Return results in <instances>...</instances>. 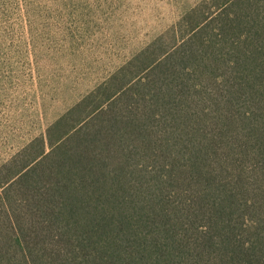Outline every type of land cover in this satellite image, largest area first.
Returning a JSON list of instances; mask_svg holds the SVG:
<instances>
[{"label": "trees", "instance_id": "obj_1", "mask_svg": "<svg viewBox=\"0 0 264 264\" xmlns=\"http://www.w3.org/2000/svg\"><path fill=\"white\" fill-rule=\"evenodd\" d=\"M0 264H264V0H200L0 167Z\"/></svg>", "mask_w": 264, "mask_h": 264}, {"label": "rangeland", "instance_id": "obj_2", "mask_svg": "<svg viewBox=\"0 0 264 264\" xmlns=\"http://www.w3.org/2000/svg\"><path fill=\"white\" fill-rule=\"evenodd\" d=\"M200 0H0V167Z\"/></svg>", "mask_w": 264, "mask_h": 264}]
</instances>
